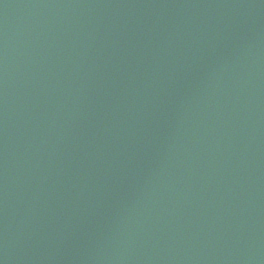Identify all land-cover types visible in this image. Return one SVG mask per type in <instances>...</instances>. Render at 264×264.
<instances>
[{
    "label": "water",
    "instance_id": "1",
    "mask_svg": "<svg viewBox=\"0 0 264 264\" xmlns=\"http://www.w3.org/2000/svg\"><path fill=\"white\" fill-rule=\"evenodd\" d=\"M0 264H264V0H0Z\"/></svg>",
    "mask_w": 264,
    "mask_h": 264
}]
</instances>
